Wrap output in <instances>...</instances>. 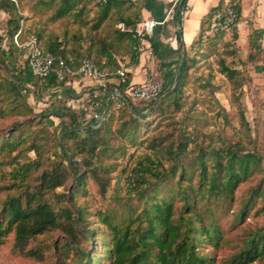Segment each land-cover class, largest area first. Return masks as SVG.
Here are the masks:
<instances>
[{
    "label": "trees",
    "instance_id": "1",
    "mask_svg": "<svg viewBox=\"0 0 264 264\" xmlns=\"http://www.w3.org/2000/svg\"><path fill=\"white\" fill-rule=\"evenodd\" d=\"M82 1L60 0L51 19H58L70 13L75 16L80 15L84 9V5H81ZM132 2V0H106L102 4L94 3L100 8L93 28H97L111 10L131 5ZM184 2L185 0L181 7L184 6ZM215 8L209 11L208 16ZM0 10L9 16L5 23L8 46L6 52L0 49V54L6 61H11L15 50L24 55V50L17 48L13 42V36L20 28L19 22L23 17L19 14L14 0H0ZM180 17L179 10L176 19L179 27ZM139 20L140 16L137 12L122 16L119 21L124 28L130 30H116L118 40L126 39L130 42V59L136 58L131 49L133 42L131 29ZM199 35L195 41L200 38ZM35 36L40 42V34L36 33ZM230 36L231 40H234L236 32H232ZM179 38L177 34V42ZM262 43H264V29L249 26L246 53L239 61V68L220 64L219 72L233 81V89L250 82L251 77L246 65L262 52ZM42 48L64 58L71 56L75 61L82 58L89 59L100 70L110 71L117 66L111 45L104 42L92 57L89 53L67 52L63 43L56 38L45 41ZM179 57L175 84L169 93L172 94V98L165 102L161 100L163 102L161 104L154 102L151 107L152 113L161 112L162 104L171 106L175 110L181 106L179 97L188 71L196 60L185 52L183 46ZM253 69L255 72L263 71L264 63L254 65ZM14 77L16 82L11 80L6 82L17 98H23L20 91L26 84L55 88L64 83V81L56 82L52 76L40 81L31 74L25 58L24 66L17 69ZM119 90L122 93L123 86H119ZM109 92L110 89H107L106 93ZM130 101L132 100L127 98L133 115L121 122L116 132L135 145L138 134L137 116L146 112L144 110L149 108L152 100L137 101L146 105L144 109L142 108V113H138L137 108ZM113 104L114 100L108 99L103 119L99 124L91 127L87 123H79L76 114L69 107L62 105L61 108H56L57 111H65L71 123L68 128L62 127L61 143L57 142L59 152L53 151V154H59L62 159L51 161L48 168L40 171L33 190L25 191L22 195L7 196L1 202L0 241L12 233L13 251L22 256L41 260L45 247L40 244L29 246V242L47 231L59 230L65 236V240L58 246V256L62 257V264H216L209 251L200 250L203 244L216 247L221 237V231L214 222L209 204L223 201L230 205L238 185L260 170V155L253 150H244L239 143L225 144L222 147H202L194 144L195 152L186 159L191 152L192 148L188 149V145L192 141L181 131H178L175 145L166 144L164 148H161V139L152 138L146 147L160 148L168 159L167 167L149 156L136 161L130 169L131 178L128 181V183L133 182L131 186L134 194L123 200L119 199L116 203L120 204L118 208L113 206L109 209L96 210L94 215L98 224L90 227L91 214L84 205L76 204L75 197L86 193L88 178L93 179L101 195L106 191L112 164H103L101 158L109 149L107 135L111 131L109 125L113 115ZM119 104L125 107L124 103ZM27 110L31 111L30 108ZM57 111L53 113L59 115ZM21 134L19 124H14L13 128L1 134L0 151L11 152L18 148L24 141ZM23 149L35 152L37 156L40 154L39 145L33 140ZM32 163L20 164L19 169L26 174ZM76 165L79 169L75 168ZM67 166L73 167L72 173ZM148 176L151 177L150 180L146 178ZM69 177L72 178V182L68 187L67 195L57 193L54 195V200L46 198L48 192L57 187H64ZM142 185L144 188H141ZM256 199L263 200V208L264 188H261V183L249 189L241 200L234 219L237 221L245 217ZM176 202H179L177 206ZM255 261L264 264V225L244 238L237 251L224 259L221 264H251Z\"/></svg>",
    "mask_w": 264,
    "mask_h": 264
},
{
    "label": "rangeland",
    "instance_id": "2",
    "mask_svg": "<svg viewBox=\"0 0 264 264\" xmlns=\"http://www.w3.org/2000/svg\"><path fill=\"white\" fill-rule=\"evenodd\" d=\"M14 2L17 4L19 14L23 17L19 22L18 41H24L29 35L35 36L39 33L41 46L45 41L56 38L63 43L67 52L89 53L92 57L104 42L111 45L115 58L129 55L130 42L126 39L118 40L116 30H120L119 18L133 15L137 5H124L111 10L108 17L97 28H93L100 7L91 0L81 2L84 9L80 15L75 16L70 13L58 19L51 18L60 0H14ZM8 17L6 12L0 10V49L4 52L8 46L5 34V23ZM224 36L200 34V38L194 41L189 55L195 58L196 63L189 69L186 76L179 97L180 108L175 110L171 106L162 104L161 112L152 113L151 105L145 109L146 112L143 115L137 116L138 134L135 145L116 132L121 122L133 115V111L127 104L122 107L114 102L109 125L111 131L107 135L109 149L101 158L103 164H112L106 191L101 195L93 179L88 178L86 193L75 197L76 204L84 205L91 214L90 227L98 224L94 215L96 210L109 209L113 206L118 208L120 204L116 203L119 199L123 200L134 194L131 186L133 182L128 183V181L131 178L130 169L136 161L149 156L167 167L168 159L163 151L160 148L151 149L146 146L152 138L161 139V148L170 143L175 145L178 131L192 141L188 145V149H192L186 159L195 152L194 144L202 147H222L225 144L239 143L244 150H253L261 157L260 170L238 185L230 205L223 201L209 204L214 222L221 231V237L216 247L203 244L200 250L209 251L215 263L221 264L224 259L237 251L244 238L264 225L262 199H256L245 217L237 221L234 219L239 204L249 189L260 183L261 188H264V69L261 72H255L253 63L248 62L247 71L251 77L250 82H245L239 88L233 89V81L220 73L219 68L220 64L229 67L239 66L240 54L232 40ZM13 54L14 58L11 61H6L0 54V135L13 128L14 124H19L24 141L11 152L0 151V162H4L0 164V206L7 196L22 195L25 191L33 190L38 182L37 175L40 171L48 168L51 161L62 159L59 154H53V151L59 152L57 142L61 143L62 127L68 128L71 123L66 112L57 111L56 108H61L62 105L69 107L81 124H85L89 117L85 114L90 103L88 97L83 95L86 90L79 89L72 92L71 84L64 89L26 84L20 91L23 98H17L6 80L17 81L14 76L17 69L24 66V55L16 50ZM263 55L264 48L258 54L257 61L261 60V63H264ZM177 58L179 59V55ZM173 78L174 74L166 83L161 78H150L162 80L164 84L163 92L155 102L161 104L162 101L172 98V94L169 93ZM130 102L137 108L138 113H142L146 107L142 102ZM55 110L59 115L53 113ZM32 140L39 145V156L31 150L23 149ZM26 162L33 163L25 174L19 169V165ZM67 168L70 173L73 172V167L67 166ZM75 168L79 169L78 165ZM146 178L151 179L150 176ZM71 182L72 178L69 177L64 187H57L48 192L46 198L54 200V195L57 193L67 195ZM141 188H144V185ZM175 204L177 206L179 202ZM64 240L65 236L59 230L47 231L36 236L29 242V246L40 244L45 247L43 258L37 260L13 251L12 233H9L0 241V264H62V257L58 256V246ZM251 264L263 263L255 261Z\"/></svg>",
    "mask_w": 264,
    "mask_h": 264
},
{
    "label": "built area",
    "instance_id": "3",
    "mask_svg": "<svg viewBox=\"0 0 264 264\" xmlns=\"http://www.w3.org/2000/svg\"><path fill=\"white\" fill-rule=\"evenodd\" d=\"M93 3L102 4L106 0H91ZM242 0H222L210 14L205 30L200 34H231L237 32L240 24L247 21L239 17L237 10ZM172 0L168 10L162 18L154 19L146 17L140 19L131 29L132 53L137 57L145 55L147 58H153L154 51L149 44V37L153 34L157 26H163L167 21H175L177 13L180 15L186 9V0ZM181 8V9H180ZM120 30L124 28L122 23L118 24ZM20 28L14 34L13 39L15 45L24 50V58L26 65L31 74L45 81L47 77L52 76L56 82L71 81L75 79L91 80L93 89L89 95L90 115L86 122L88 126H95L103 119L105 107L108 99L117 103L126 104L127 98L132 101H150L159 98L163 92L164 84L162 80L146 79L142 82H131L127 76V64L129 57L122 56L117 60V66L113 70H100L89 59L82 58L75 61L73 57L64 58L44 51L36 36L29 35L24 41H18L17 36ZM119 86H123L122 93ZM107 89L110 92L107 94Z\"/></svg>",
    "mask_w": 264,
    "mask_h": 264
},
{
    "label": "crops",
    "instance_id": "4",
    "mask_svg": "<svg viewBox=\"0 0 264 264\" xmlns=\"http://www.w3.org/2000/svg\"><path fill=\"white\" fill-rule=\"evenodd\" d=\"M132 1L133 5H137L135 12L139 14L140 19L146 17L160 19L168 10L172 0ZM221 1L222 0H186V9L180 17V27H176L175 21H167L163 26H157L153 34L149 37V44L154 51L153 58L149 59L145 55H139L134 59L129 58L127 75L130 81L138 83L153 77L161 78L165 83L169 81L174 74L173 71L176 68L177 57L182 46L185 52L189 54L193 48L194 41L197 39L200 32L206 28L210 17V15L208 16L209 11L216 7ZM238 13L239 17L245 19L247 22L239 25L236 38L232 40V42L240 54V60H242L246 53L249 26L264 29V0H242ZM177 34L180 37L179 41H181V44L179 41L177 42ZM226 37L231 39L230 34H225L224 38ZM262 47L264 48V43H262ZM257 56L250 61L253 63L252 67L261 64V60L257 61ZM126 57H129V55H126ZM116 60H118V58H116ZM235 67L239 68V66ZM246 67H248V65H246ZM69 84L72 85V92H76L79 89L86 90L83 95L88 97L89 101V95L93 89L91 80L75 79L64 82L62 86H57L55 88L64 89ZM76 101H78V99ZM85 114H88V116L90 115L89 107Z\"/></svg>",
    "mask_w": 264,
    "mask_h": 264
},
{
    "label": "water",
    "instance_id": "5",
    "mask_svg": "<svg viewBox=\"0 0 264 264\" xmlns=\"http://www.w3.org/2000/svg\"><path fill=\"white\" fill-rule=\"evenodd\" d=\"M179 43L181 44V41H179ZM179 58H180V57H179ZM178 60H179V59H178ZM177 70H178V64H177V66H176V68H175L174 78H173V81H172V84H171V87H170V91H171L172 88L174 87L175 79H176V74H177ZM156 100H157V99H156ZM154 102H155V100L152 102L151 107H152V105H153ZM126 104H127L128 108L131 109V107L128 105L127 102H126Z\"/></svg>",
    "mask_w": 264,
    "mask_h": 264
}]
</instances>
